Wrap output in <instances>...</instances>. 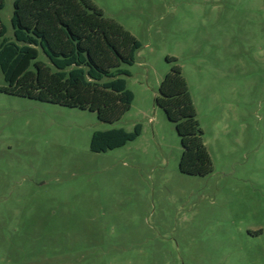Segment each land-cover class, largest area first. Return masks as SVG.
Here are the masks:
<instances>
[{"label":"rangeland","instance_id":"374dc122","mask_svg":"<svg viewBox=\"0 0 264 264\" xmlns=\"http://www.w3.org/2000/svg\"><path fill=\"white\" fill-rule=\"evenodd\" d=\"M14 1L0 11L11 39ZM90 1L142 45L124 66L132 107L107 123L0 91V264H264V0ZM173 64L207 176L180 171L181 138L156 103ZM137 125L134 141L91 150L96 131Z\"/></svg>","mask_w":264,"mask_h":264},{"label":"trees","instance_id":"16d2710c","mask_svg":"<svg viewBox=\"0 0 264 264\" xmlns=\"http://www.w3.org/2000/svg\"><path fill=\"white\" fill-rule=\"evenodd\" d=\"M5 0H0V11ZM13 39L0 18V91L28 99L96 112L107 123L120 120L132 107L134 93L123 76L130 72L140 41L107 18L90 0H15ZM41 52L50 64L39 60ZM169 63L176 62L168 58ZM156 103L176 124L183 154L180 171L192 176L213 172L197 110L183 75L173 64L160 85ZM141 125L96 131L95 153L120 148L141 135Z\"/></svg>","mask_w":264,"mask_h":264}]
</instances>
